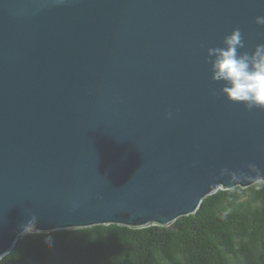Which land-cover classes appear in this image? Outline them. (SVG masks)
<instances>
[{"label": "water", "instance_id": "obj_1", "mask_svg": "<svg viewBox=\"0 0 264 264\" xmlns=\"http://www.w3.org/2000/svg\"><path fill=\"white\" fill-rule=\"evenodd\" d=\"M257 16L264 0H0V260L24 233L171 226L264 181V108L222 94L207 53L237 28L240 52L264 44Z\"/></svg>", "mask_w": 264, "mask_h": 264}, {"label": "trees", "instance_id": "obj_2", "mask_svg": "<svg viewBox=\"0 0 264 264\" xmlns=\"http://www.w3.org/2000/svg\"><path fill=\"white\" fill-rule=\"evenodd\" d=\"M0 264H264V181L219 189L171 226L24 233Z\"/></svg>", "mask_w": 264, "mask_h": 264}, {"label": "clouds", "instance_id": "obj_3", "mask_svg": "<svg viewBox=\"0 0 264 264\" xmlns=\"http://www.w3.org/2000/svg\"><path fill=\"white\" fill-rule=\"evenodd\" d=\"M256 22L264 25V16H257ZM223 45L207 49L212 79L224 82L220 92L231 101L244 103L249 111L264 108V44L257 45L251 53L240 52L244 42L237 28L224 37ZM216 94L213 90V95ZM36 220L34 214L29 224ZM45 242L51 245V238Z\"/></svg>", "mask_w": 264, "mask_h": 264}]
</instances>
